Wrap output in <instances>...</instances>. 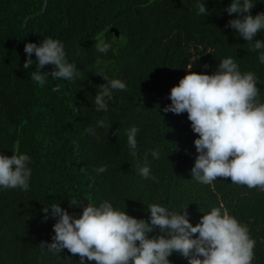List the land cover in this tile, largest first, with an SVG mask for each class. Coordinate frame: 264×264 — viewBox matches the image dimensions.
<instances>
[{"label":"trees","instance_id":"trees-1","mask_svg":"<svg viewBox=\"0 0 264 264\" xmlns=\"http://www.w3.org/2000/svg\"><path fill=\"white\" fill-rule=\"evenodd\" d=\"M252 2L251 15L264 13V0ZM198 3H205L208 16L197 14ZM230 3L0 0V155L27 154L31 169L28 191L0 187V264H79V256L67 249L54 255L41 245L52 242L56 222H45L42 209L59 204L78 218L83 205L70 207L74 200L97 207L107 201L146 221L151 204L175 213L187 208L193 226L223 205L255 241L252 264H264V191L233 184L230 178H217L211 185L192 179L198 135L187 113L163 112L171 103L170 89L189 67L211 75L225 58H233L242 74L256 75L257 100L264 103L261 51L251 50L250 43L226 27L236 18L225 12ZM45 38L63 43L67 61L80 72L77 78L53 79L54 66L47 65L43 85L31 79L36 57L24 69V45L39 46ZM101 40L110 45L106 53L97 50ZM255 40L264 41V30ZM103 77L126 85L112 90L107 112L96 111L94 103L99 87L107 83ZM100 120L111 127H99ZM133 127L138 129L135 156L126 135ZM144 166L154 180L139 174ZM168 259L188 264L178 253ZM85 264L95 262L85 258Z\"/></svg>","mask_w":264,"mask_h":264},{"label":"clouds","instance_id":"clouds-1","mask_svg":"<svg viewBox=\"0 0 264 264\" xmlns=\"http://www.w3.org/2000/svg\"><path fill=\"white\" fill-rule=\"evenodd\" d=\"M254 6L252 0H231L225 12L229 16L235 14L236 18L230 19L226 27L250 43L251 50L261 51L258 59L264 64V41H254L256 34L264 30V13L251 15ZM197 9L198 15H209L205 3H198ZM96 47L106 53L110 45L101 40ZM23 50L24 69L31 68L34 63L31 57L33 54L36 57V71L30 75L40 85L49 76L42 71L47 65L54 66L50 73L53 79L72 81L80 75L76 66L67 61L59 40L45 38L39 46L25 43ZM186 72L178 85L170 89L171 103L163 112L187 113L191 130L198 135L193 141L197 156L191 169L192 179L211 185L217 178H230L233 184L264 191V103L257 100L256 75L242 74L233 58L223 59L211 75L192 72L191 67ZM103 79L107 83L99 87L94 103L96 111L107 112L112 90H125L126 85L119 79ZM97 124L111 127L106 120ZM137 132L133 127L126 133L133 156ZM152 156L158 158V152L153 151ZM29 163L27 154L0 155V187L28 191ZM97 171L103 173L106 166ZM139 174L145 179H155L147 166L139 168ZM81 205L78 218L59 204L42 209L45 222L49 218L56 222L52 242L41 245L54 255L67 249L73 256H79V264H85V258L95 264H170L168 257L173 253L185 258L188 264H252L254 258L255 241L249 237L247 227L230 216L223 205L204 214L195 226L189 222L187 208L175 213L151 204L147 207L150 216L146 221L115 210L107 201L98 207L75 200L69 203L70 207ZM154 231L158 234L149 238Z\"/></svg>","mask_w":264,"mask_h":264},{"label":"water","instance_id":"water-1","mask_svg":"<svg viewBox=\"0 0 264 264\" xmlns=\"http://www.w3.org/2000/svg\"><path fill=\"white\" fill-rule=\"evenodd\" d=\"M111 31H113V29H111ZM114 34H115V36H118L119 34H118V32H114Z\"/></svg>","mask_w":264,"mask_h":264}]
</instances>
